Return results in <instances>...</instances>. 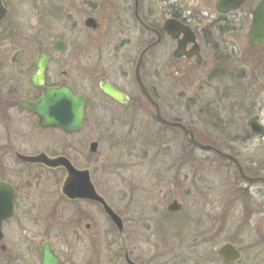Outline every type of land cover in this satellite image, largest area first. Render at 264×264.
I'll list each match as a JSON object with an SVG mask.
<instances>
[{
    "label": "rangeland",
    "instance_id": "obj_1",
    "mask_svg": "<svg viewBox=\"0 0 264 264\" xmlns=\"http://www.w3.org/2000/svg\"><path fill=\"white\" fill-rule=\"evenodd\" d=\"M64 2L74 4V0ZM203 9L215 14L213 7ZM242 25L243 35L230 30L211 35L205 53L219 60L218 52L227 48L221 64L213 58L205 60L204 67L181 73L174 67V89L169 78L159 81L160 71L153 72L148 82L161 97L164 118L187 126L202 143L219 145L247 175L264 176V136L250 137L247 125L257 115L264 126V50H247L248 22ZM24 39L8 48L30 45ZM75 45L71 39L67 58L74 57ZM230 48H234L231 54ZM74 67L72 63L70 68ZM72 73L75 76V70ZM97 85L98 81L72 86L90 98L82 130L63 134L35 127L32 133L39 150L60 149L77 168L90 169L97 193L124 223L122 233L113 228L110 248L105 239L83 246L69 241L70 264H127L125 251L136 264H264L263 186L254 184L245 191L249 184L231 162L194 147L181 131L158 124L149 110L115 106L102 97ZM20 89V95L30 96L28 87ZM91 142L98 144L93 155ZM34 173L44 177L38 186L34 183L35 192L59 196L62 178L37 168ZM173 200L181 205L177 213L164 209ZM80 208L87 216L86 204L64 205L63 219L69 220ZM95 223L91 229L98 236L111 228L101 215ZM226 243L240 252L238 262L226 263L218 257V249Z\"/></svg>",
    "mask_w": 264,
    "mask_h": 264
},
{
    "label": "flooded vegetation",
    "instance_id": "obj_2",
    "mask_svg": "<svg viewBox=\"0 0 264 264\" xmlns=\"http://www.w3.org/2000/svg\"><path fill=\"white\" fill-rule=\"evenodd\" d=\"M1 1L6 15L0 22V264H42L46 247L57 257L58 264H70L71 258L67 254V249L71 247L69 241L83 246L84 242L95 244L105 239L110 248L114 226L98 203L71 200L62 194L61 188L67 176L63 167L49 168L23 159L40 154L49 158L63 156L76 169L90 172L87 167L77 168L73 158L60 149L52 153L39 150L32 134L35 127L42 131L67 133L56 127L42 128L38 117L22 104L36 102L43 88L62 85L70 87L77 96H86L72 86L96 85L98 81L102 97L115 106L122 109L135 105L146 109V112L149 110L158 124L172 129L157 118L159 111L160 116L167 120L162 114L161 97L150 88L153 84L148 82L152 73L160 71L158 74L162 76L159 81L169 78L174 89V67H178L181 73L204 67L205 60L213 61V58V62L221 64L227 48L220 49L219 60L205 53L211 35L229 30L243 35L242 24L246 22L247 50L253 53L263 51L264 42L259 46L248 43L252 13L261 0H225L227 6H234L226 12L218 11L220 0H74V4H67L64 0ZM205 6L213 7L215 14L203 12ZM233 23L238 24L235 26ZM20 37L30 45L8 48ZM71 39L76 43L75 54L67 58ZM231 49L233 51L234 48H230L229 54ZM72 63H75L74 69L70 68ZM38 64L43 67L42 72H38ZM207 67L210 69V64ZM137 74L151 101L141 93ZM34 76L43 80L36 85L32 82ZM102 82H107L124 95L127 103L104 93L100 89ZM22 87H28L26 91L30 96L20 95ZM86 97L85 119V110L90 102V98ZM170 104V109H173V104ZM249 136L256 135L251 133ZM233 166L239 172L237 166ZM36 168L40 173L49 172L60 177L58 179L62 178L59 196L52 198L33 190L34 183L38 186L44 178L40 176L42 173L35 175ZM245 175L261 179L250 183L239 175L249 184L245 191L254 184L264 188V176ZM89 176L91 180V173ZM66 204H86L91 211L85 208V216V211L80 208L66 220L63 219V206ZM99 215L106 218L111 228L107 233L105 231V235L98 236L92 233L91 228L96 225L95 219ZM82 223L86 225L81 230L79 226ZM125 253L130 259L129 252Z\"/></svg>",
    "mask_w": 264,
    "mask_h": 264
},
{
    "label": "water",
    "instance_id": "obj_3",
    "mask_svg": "<svg viewBox=\"0 0 264 264\" xmlns=\"http://www.w3.org/2000/svg\"><path fill=\"white\" fill-rule=\"evenodd\" d=\"M234 6H227L225 0H220L217 9L220 12H226L228 10L233 9ZM6 15V9L3 7L2 2L0 0V21L4 19ZM264 42V0L257 5L255 10L252 13V24L248 33V43L250 46H259ZM63 49V48H62ZM38 72H42L43 67L38 64ZM43 78L40 77H32V82L36 85L40 83ZM138 84L140 86L141 93L146 96L150 101V96L140 81V78L137 74ZM104 93L111 96L113 99H116L120 102L127 103V99L119 93L117 90L113 89V87L107 83L102 82L101 88ZM72 89L66 85H62L56 88H43L42 95L36 102H25L23 103V107L27 110L34 113L38 119L39 124L46 127H58L66 131L67 133H71L72 131H76L82 128L84 122V107L87 103V98L85 96H76ZM157 117L164 124L180 128L185 133L186 137L189 138L190 142L200 148L203 151L212 150V146H206L199 143L193 134V132L187 129L180 123H170L163 120L159 113L157 112ZM259 117L257 115L252 116L248 121L247 125L251 129L252 133L258 136L264 135V127L258 123ZM98 144L96 142H91L89 145V152L95 153L97 150ZM220 156L232 161L238 167L240 175L248 182L252 183L257 181L256 179L247 178L241 167L238 165V161L235 157L225 155L217 150H215ZM28 162L32 163H42L49 168H58L63 167L66 170V179L61 188L62 194L65 195L68 199L71 200H82L87 199L90 201H95V203H99L105 213L110 217L113 224L116 226L118 231L123 230V224L120 217L105 203V200L96 193V190L93 184L90 181L89 173L87 170H77L72 166L70 161L66 157H57V158H48L44 154H40L36 157L24 158ZM1 190V185H0ZM181 208L179 202L174 200L167 206V210L170 212H177ZM264 235V230H263ZM218 256L229 263L238 262L241 259V254L232 244L226 243L222 245L217 251ZM44 260L42 264H58L57 257L50 251L47 247L44 249ZM125 260L127 264H135L131 260H129L128 256L125 255Z\"/></svg>",
    "mask_w": 264,
    "mask_h": 264
},
{
    "label": "trees",
    "instance_id": "obj_4",
    "mask_svg": "<svg viewBox=\"0 0 264 264\" xmlns=\"http://www.w3.org/2000/svg\"><path fill=\"white\" fill-rule=\"evenodd\" d=\"M231 154H233V153H231Z\"/></svg>",
    "mask_w": 264,
    "mask_h": 264
}]
</instances>
